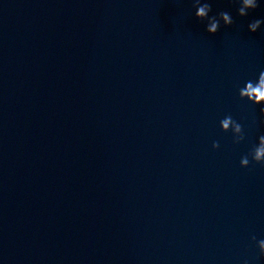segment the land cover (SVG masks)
I'll return each instance as SVG.
<instances>
[{"label": "clouds", "instance_id": "1", "mask_svg": "<svg viewBox=\"0 0 264 264\" xmlns=\"http://www.w3.org/2000/svg\"><path fill=\"white\" fill-rule=\"evenodd\" d=\"M239 7L237 9V14L240 17H247L249 12L255 10L258 7L257 0H237ZM196 8L195 16L200 21H207L205 26V31L209 35L216 34L220 28L221 24L228 28L234 24V19L230 12L220 11L215 15H210L212 12L211 3L205 2L201 3V0H195L194 5ZM264 24V20L255 19L248 24V30L251 33L257 32L261 25ZM239 98L241 100H247L254 105H259L261 115H264V71H261L258 75V79L255 81L249 80L245 82V85L238 89ZM220 126L223 131L228 132L232 131L234 134V142L239 143L244 139L242 132V125L235 121L230 115L226 116L220 121ZM239 135H236V134ZM213 148H218L219 143L213 142ZM251 159L256 164L264 165V135H261L258 138V145L255 146L251 153ZM248 156L241 158L240 164L241 167L247 168L249 166ZM252 240L255 241L256 237L253 235ZM257 247L259 248V253L261 256H264V239H261L257 242Z\"/></svg>", "mask_w": 264, "mask_h": 264}]
</instances>
